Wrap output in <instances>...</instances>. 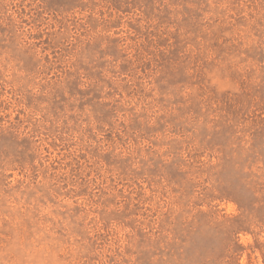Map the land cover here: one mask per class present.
I'll return each instance as SVG.
<instances>
[{"label":"rangeland","instance_id":"obj_1","mask_svg":"<svg viewBox=\"0 0 264 264\" xmlns=\"http://www.w3.org/2000/svg\"><path fill=\"white\" fill-rule=\"evenodd\" d=\"M0 264H264V0H0Z\"/></svg>","mask_w":264,"mask_h":264}]
</instances>
